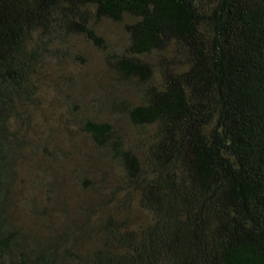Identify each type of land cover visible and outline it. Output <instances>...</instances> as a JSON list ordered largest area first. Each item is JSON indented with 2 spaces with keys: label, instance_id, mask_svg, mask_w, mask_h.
Returning <instances> with one entry per match:
<instances>
[{
  "label": "trees",
  "instance_id": "1",
  "mask_svg": "<svg viewBox=\"0 0 264 264\" xmlns=\"http://www.w3.org/2000/svg\"><path fill=\"white\" fill-rule=\"evenodd\" d=\"M47 87L70 132L19 200ZM0 264H264V0H0Z\"/></svg>",
  "mask_w": 264,
  "mask_h": 264
},
{
  "label": "rangeland",
  "instance_id": "2",
  "mask_svg": "<svg viewBox=\"0 0 264 264\" xmlns=\"http://www.w3.org/2000/svg\"><path fill=\"white\" fill-rule=\"evenodd\" d=\"M103 29L107 32L110 36L111 40L115 42H123L125 41V35L123 34V25L114 22L111 20H105L103 22ZM86 51L89 52V56L91 57V61L84 66L81 65V61L74 63L77 59L69 60L68 57H65L61 64H56V70L53 72L57 73L61 69L66 70V72H75V74L80 75L79 73L85 72V69L92 70L93 72H98L102 74L105 71L103 68V62L101 59L102 52L97 46L87 45ZM85 52V50H84ZM71 62L73 64H71ZM51 69H53V63L51 64ZM66 75L68 73H65ZM69 76V75H67ZM108 74H105V77L108 78ZM111 77V76H110ZM51 78L57 80L60 85L65 86L66 82L69 79L65 78L67 81H62L57 75H53ZM51 86V85H49ZM43 102L40 105H36L33 110L31 111V122L28 124V134L26 135V144L31 149L32 154L30 156V162H34L36 164L29 166H25L27 170L21 171L23 180L18 182V190H17V197L19 200H23L25 195L30 192L31 189H34V184H37V180H41L42 177L36 175L35 171L40 170L39 164H47V160L45 154L49 152L50 146L48 144L45 147L44 139L47 137L48 132H50V136H67L64 135V131L67 133L70 130L67 128L71 119H70V111L72 108L68 106L66 103V95L59 94L57 91L53 90V88L48 87L43 91ZM73 132V136H78V133ZM44 137V138H43ZM54 138V137H53ZM61 137H57V140H60ZM60 143V141H59ZM85 144L84 142L82 143ZM89 146V144L87 145ZM41 161L43 163H41ZM41 193V192H40Z\"/></svg>",
  "mask_w": 264,
  "mask_h": 264
}]
</instances>
